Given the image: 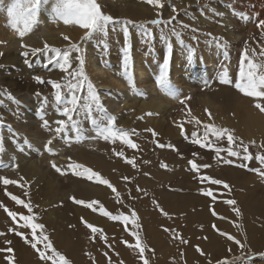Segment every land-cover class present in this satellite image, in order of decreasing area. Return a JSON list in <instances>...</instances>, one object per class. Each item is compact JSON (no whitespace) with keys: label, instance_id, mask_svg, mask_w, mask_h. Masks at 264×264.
I'll return each instance as SVG.
<instances>
[{"label":"rangeland","instance_id":"1","mask_svg":"<svg viewBox=\"0 0 264 264\" xmlns=\"http://www.w3.org/2000/svg\"><path fill=\"white\" fill-rule=\"evenodd\" d=\"M187 1H192L194 3L196 0ZM199 1V5L195 4L189 5L187 8H181V6L183 5L181 0H165V2L161 0L162 3L164 2V7L157 9L147 3H144V0H133L130 4L131 6H133L132 9H136L138 13L144 14L143 16L136 14V17H134V19L136 18L137 20L125 17V15L123 14L124 7L122 5H125V7L127 8L128 4L122 3L121 0H99L97 2L100 3L102 11L105 14H110L117 19L131 20L136 22L137 24L154 19H162L164 21H168L173 16L172 6H175L177 8V18L171 24H168L166 26L164 24H161L160 26H154L146 23V27L149 28L153 33V39L148 44L141 42V45L150 46L153 56L162 59V54L165 50V44L160 40V32L161 29L164 30V32L168 36L169 42L172 44L173 50V57L169 69L170 79L173 70L177 68L175 52L176 46L177 44H181L177 41L176 37L171 34V30L174 28L176 31L181 33V40L183 41L181 45L185 47L184 52L186 53L189 47L195 50V56L192 64L183 66L184 68H187L185 73L188 74L192 71L195 72V74L205 72V82L196 83V81L194 82V80L192 79L195 78L194 76L190 78L193 81V83L191 84L195 83V85L190 86L191 93L188 92L185 96H183L191 97L190 99L186 100V104L190 107L192 114L199 119L201 118V116H205L200 119L201 121L205 123H214L219 127L233 129L235 136L242 138L243 142L245 144H248L249 152L253 155V159L249 161L243 160L238 162V160H242L240 156L239 158L228 157L226 151L220 154V159H217L215 156L216 153L213 150L200 148L198 145L193 144L192 133L197 132L199 135H202L203 129L199 128L194 123L189 124L185 122L183 123L185 132L183 135L181 134L180 128H178L176 124L186 121L188 117L186 116L187 109H184V111H182L184 106L179 103V100L175 102L171 107H169V109L167 108L166 110H164L165 112H156V115L154 116H147L145 115V113H149V111H141L142 102H147L145 99L139 100L138 102L133 104V109L131 108L129 110L124 108L123 110L125 111L119 110L117 113H111L107 109L105 103L106 101L100 98L108 113L115 116V126L117 128H122L128 131H131L133 129L136 130L137 135H133L131 139L133 141L135 140L134 142L138 145V148L136 150L138 151L139 155L141 154V158L146 156L145 158L141 159L138 155L139 166L136 168L137 170H135L138 175V178L136 179V181H139V184L137 183L138 187L143 191H137L136 187H132L130 185L133 184L132 180L129 184L131 188L129 187V185H125L118 189L115 184H112L113 182H110L113 186H115L117 192H119L120 194V199L123 201L122 204L118 203L115 198V193H113L112 190L107 186L98 184L94 181H89L84 177H78L72 174L71 170L68 171L66 168H63L64 164L69 165V163L71 164L73 162L79 163L93 169L94 171L98 172L104 179H106V177L101 174V171H99L96 166L97 156L93 151V153L87 151L86 156L81 160H74L76 158H73L71 156L72 152H70V154L62 153V150L64 151V149L58 148V152H54L52 151V149L51 151H46L44 148V144L49 139L28 135L22 130V126L24 124L34 126L36 124H39V121H41L39 116L37 115V108L39 107V104L37 97L34 95L35 92L28 91V88L31 86V84L37 86V91L41 92L44 96H47L49 98L50 103L45 110H55L51 104V86L47 83L39 84L34 81L33 77L41 76L45 81L54 80L59 82L61 80V82L63 83L66 79V74L60 71L54 64H48L47 57L50 56L51 53H40L35 56L29 55V57L27 58L29 60V63L25 65V58L20 55L21 51H14L13 49H10L8 47L7 41L6 46L0 45V52L3 53V55L0 56V66H2L0 67L2 69H0V90H7V92H10L11 95L20 102V104L17 105L12 101L6 99L4 96H0V100L3 101V103H0V110H3L4 108V110L2 111L3 115H0V142H2L4 148V151L0 153V177L14 180L18 183L5 186L2 181H0V203L5 206L7 205L6 207L11 211H18L17 213H19L20 210H25L22 206L16 205L15 202L5 194V192L7 191L12 195L19 194L23 196V194H25L24 189L31 183V180H29L28 182L21 175H19L15 171V169H13V167H6L3 154L6 151L7 146H12L15 149L24 148L26 150L30 148L35 152L33 153L34 161L38 162V164L41 165V169L43 171L47 170L46 173H48V175L50 172L54 173L56 175V180L58 181L56 187L58 196L55 199H51L50 201H48L49 197H46L48 189L45 185H42V197L37 202L36 207H34L35 209L41 208L40 211L43 210L41 211V216L39 219H43V221L47 224V227L50 231L49 234H45L48 237L59 235L61 232L68 228V225L62 222L61 217L63 216L65 209L69 208L75 211H77L76 209H79L78 212H80V222L81 217H83L86 221L92 224V222L87 220L86 216H95L102 222L98 223L97 225L96 223L92 225L102 229L104 234L105 231L109 229H116L121 232L123 236L121 237V239L126 240L132 244L135 243L134 238L129 234V232L125 231V225L122 222L110 220L107 217L102 216L99 211L92 212L90 209H87L82 205L74 204L69 199V197H75L77 199H82L85 201L97 200L105 207L107 211L110 209L109 212L114 215H130V209L135 210L139 217L138 222L141 225L139 231L142 237V241L148 246L149 249L154 250L145 252V257L149 260V264H209V261H211V264H218V262L219 264H264V178L251 170L264 168V166H261L255 159V156L257 154H264V147H261V145L264 144V113H261L257 108L254 107V100L252 98L247 97V107L249 110L242 111L240 114V116L244 118L249 111L250 116L253 118L247 123L248 135L246 136L244 133L240 132V130L238 129V123L234 120V115L236 112V102L232 99V96L227 98L216 96V100L217 97H219V99H221V102H223L224 100L225 102H228L226 110H221L220 112H216V110H212L206 105L201 104L202 99H205L207 96L216 95L222 90L225 91L226 88H231L232 95L235 97H245L240 94L232 85L221 83L220 76L226 71L228 78L234 84L236 75L239 70L241 54L244 53L246 49L249 58L253 59L256 62H264V57L260 56L259 54L261 45H264V38L261 37V30L256 27L254 20H252L250 16H248L240 8L231 7V2H236L239 0ZM11 2L12 0H0V26L2 27L3 31L9 30L10 32H12L11 29L5 26L7 21L6 9ZM115 3L121 4V14L118 9V4ZM213 5H215L216 7ZM157 13H159L160 15L157 16ZM144 16L147 18H145ZM178 17L187 21H179L176 26L174 24ZM186 22L187 25L191 26V28L198 29V31L194 33L190 31V29H182L180 25L186 24ZM41 23L42 20L39 19V23L35 27V29ZM50 24V27L48 29L50 34L47 35L38 33L37 40L41 41L42 43L46 41L52 46L63 49L67 45V42L62 39L61 34L63 33L68 35L73 42H80V37L83 35V30L79 27L76 28L74 25H72L70 28H67L58 24V22H51ZM129 30L131 34V55L132 57H134V44L138 41H141V36L139 33L142 32V29L130 25ZM115 37L119 38L121 44H123V35H120L118 26L116 31H112L111 27H109L107 47H105L104 44L100 42L103 38L98 35L94 36L88 41H84L81 43V48L83 49V54L86 61L85 72L90 78L91 82L94 84L95 90L98 92V94L103 92H107V94H109L112 88L103 87L102 84H104L105 81L101 84L102 78L100 76L97 77L96 74L92 72L91 67L88 68L87 62L90 61V58L87 56L86 51L88 50V46L94 44L99 51L103 50V53L101 55H105L107 57L105 61L109 62V55L111 54L110 43ZM193 37H195V39H193ZM214 37L218 38L219 46L217 44V40L213 39ZM215 51L217 52V55L215 57L216 60L213 61L212 68L214 69H211L212 71L209 70L210 72H206L205 68L207 65L202 56L206 54L211 55ZM9 53H11V55L8 57L10 59V62H7L8 60H6V56ZM74 57L75 53H73V69H75L77 66V62L75 61ZM197 60H199V68L202 69V71L197 70ZM111 74L116 76H124L122 70L116 71V73ZM16 76L19 77V80H21L16 84L23 86L22 89H18L16 85L14 86V80ZM23 80L26 83H24ZM44 87H48L49 89H46ZM134 88L138 92L141 91L135 84ZM182 91L183 88L176 90L178 94H181ZM84 92L81 94H87L86 86ZM143 95L146 94L143 93ZM119 96L120 95H117L116 97L120 100L121 96ZM27 103H29V105L31 103H37V107L33 109L35 110L34 117L32 119H25L26 121H23V119L25 118H23V110L26 109L27 111L30 109ZM129 103L130 105H132L130 101L127 104ZM205 108L209 109L212 114L213 119L211 121L204 111ZM48 115L49 113H47V117L44 115V118L49 121V125L51 126H56L54 123L55 120L64 118L58 115L59 117L57 119L50 120ZM138 117H143V119H138ZM9 126L15 133H18V136H12L11 132L9 131ZM82 126L84 128V133L83 136L80 137L81 139L77 138V133L72 131L70 127L65 132L68 136L65 133H62L60 136H67L69 141H71L72 139L75 143V146H77L79 141L81 142V140L83 143H90L91 140L85 137L95 136V131L93 130V127H91L92 125L88 122H83ZM147 128H152L158 133L157 137L155 138L158 143L165 145L170 144L173 147H163V149L161 147H158L152 142L153 137L151 136V133L144 131ZM138 135L142 138L138 137ZM60 136L52 138L51 145H57L56 143L58 141V137ZM25 137L30 141V145L23 143V138ZM92 140L95 141V139ZM250 141H255V145L250 144ZM216 144L218 147L225 148L227 145V140L226 138H224L216 142ZM51 145L49 146L50 148ZM144 145L147 146L144 147ZM237 147H239V141L234 147V150L237 151ZM203 152L204 155L202 154ZM193 153H196L197 155L193 156ZM172 156H174V158ZM41 157L45 158L43 159ZM46 157L49 158L46 159ZM91 157L95 158L92 159ZM163 157L165 159H163ZM166 158H169V160H167ZM224 158L236 161L232 164H225L223 162ZM57 160L60 161V163H63V165L59 164ZM189 160L194 161L198 165L208 164L210 165V167L206 169L201 168L198 173L193 172L191 170V165H189L188 163ZM87 161L92 162L93 165H87ZM146 161H148V163H146ZM53 162L57 166H60L62 168L64 174L60 175V173L56 172L52 168L51 164ZM178 162H180L179 165ZM162 163L167 165V167L169 166V170L172 168L175 169L176 167V171L172 169V171L170 170V172L167 167H161ZM242 163L247 164L248 167H239L238 165ZM149 170H153L152 173H154V177H152V173H149ZM142 171V176L141 178H139V176L141 175L140 172ZM239 172L241 175L239 174ZM173 173H176L178 176ZM201 175L220 179L221 181L226 182L230 187L226 189L223 187V185H211L206 181L201 182V180L199 179ZM142 182L146 184L144 185V183ZM88 185H91L95 188L91 190L89 189ZM244 186L245 188H243ZM102 188L103 190L105 189L104 191L102 190L103 193L97 190ZM202 188L205 190H211L215 199L213 200L212 197L202 195L200 192ZM105 191L108 192L107 195L104 194ZM145 193H147V195H145ZM105 199L108 201H106ZM153 200L157 201L161 207L180 203V210H192L196 213L195 216H198L199 218V221L196 224L193 222V219L195 217L194 216L187 223L190 226H185L178 233L177 230H175L176 234H178L179 237H182L183 239L189 241L188 244H182L179 238H172V233L166 235H158L154 232V221L152 219L153 212L147 209L149 207L147 206V203L152 205ZM225 200H235L237 203L234 207H238L240 209L241 215L237 216L236 213L232 211L233 206L225 204ZM105 201L106 203H104ZM168 201L174 203L167 204ZM107 202H109L110 205H113L110 206L109 204H107ZM152 206L157 209L154 205ZM203 206L205 208H201ZM213 210L218 214L217 216L212 215ZM0 213L7 216V214L2 209L0 210ZM50 214H53V216H49ZM55 216L56 218H54ZM156 217L159 218V221L163 219L159 213H157ZM220 217H224V219H221ZM213 225L216 226L215 229L213 228ZM175 226H177V224ZM127 227L130 230H135L132 228L131 223H129ZM216 229H218L219 231H217ZM88 231L91 232L90 229H88ZM220 232L232 235L235 240L240 241V243L244 245V247L242 248L234 241L228 240L226 236H221L219 234ZM95 236L94 239L96 241L101 240L99 238V234H95ZM170 236L172 239L170 238ZM117 239V242L119 241V243H121L120 238L117 237ZM121 245L124 249L130 252L127 257L124 256V258H122L120 257V255L112 256L111 254L105 256V254L102 253L88 254L87 257H76L74 256L73 252H65L63 248L59 247L58 249H56L53 244L54 248L57 251H59L71 261V264H93V262H95V264H108L109 258H111L112 264H120L121 261H123V264H143L136 252L128 248L125 244L121 243ZM38 246L42 248V245ZM196 246H199V248L205 253V255H200V253L196 251ZM34 255L35 256L31 258L14 257V264H44V262L38 258V254ZM2 261L4 263H2ZM0 264H7V261L4 260V257H0Z\"/></svg>","mask_w":264,"mask_h":264},{"label":"snow or ice","instance_id":"2","mask_svg":"<svg viewBox=\"0 0 264 264\" xmlns=\"http://www.w3.org/2000/svg\"><path fill=\"white\" fill-rule=\"evenodd\" d=\"M144 3H147L157 9L164 7L161 0H144ZM47 5H50V8H48L47 11L49 12L53 20L62 21L65 25H75L83 30V35L80 37V42H73L68 35L63 33L61 34L62 39L67 42L66 47H64L63 49L52 46L46 41L43 43L42 48L31 47L30 45L23 42L24 37L33 32L35 27L38 25L39 16L41 15L44 7ZM172 12L174 13V15L168 21H164L162 19H154L137 24L136 22L131 20L117 19L110 14H105L102 11V7L97 2V0H12V2L6 9L7 21L5 26L11 29L16 37L20 40V48L23 49L20 55L25 58V65L29 63V60L27 59L29 55L35 56L40 53H51V55L47 57L48 64H54L60 71L66 74V79L63 83L54 80L45 81L41 76L33 77L35 82L39 84L47 83L51 86V104L54 107L56 113L59 116L64 117L63 119H57L54 121L56 125L54 128L50 127L49 121L44 118V111L50 103L49 98L47 96H44L41 92L37 91L34 93V95L38 99L39 107L37 108V115L42 121L41 127L45 130L54 132L56 136H60L62 133H65L70 127L72 131L77 133V138L79 139L83 136L84 133V128L82 126L83 122H88L93 126L95 136L85 138H102L105 141H110L112 143L119 141L121 144L126 145L128 148L137 149L138 145L131 139L133 135H137L136 130L133 129L131 131H128L122 128H117L115 126V116L108 113L107 109L104 107L100 100L98 92L95 90L94 84L86 74V61L83 54V49L81 48V43L84 41H88L94 36L98 35L103 38L100 42L103 43L105 47H107L109 27H111L112 31H116L118 26L119 31L123 35V44L121 48L122 71L129 87L134 88L132 73L133 57L131 55V34L129 26L132 25L136 28L142 29V32L139 33L141 36V42L148 44L153 39V33L149 28L146 27V23L154 26H160L161 24H164L166 26L168 24H171L177 18L175 14L178 13V10L175 6H172ZM159 15L160 14L157 13V16ZM180 27L182 29L190 28V26L187 24H181ZM256 27L261 30V37L264 38V20H258L256 22ZM190 31L195 33L196 31H198V29L190 28ZM171 34L176 37L179 43H183V41L181 40L180 32L176 31L173 28L171 30ZM193 39H195V37H193ZM213 39L217 40V44L219 46L218 38L214 37ZM160 40L164 42L165 50L162 54V59L157 62L158 74L155 76V83L156 86L166 94H171L173 95V98H177L169 79V69L173 57L172 44L169 42L168 36L163 29H161L160 32ZM0 45L6 46L7 41L0 40ZM73 53H75L74 59L77 62V66L75 69H73L72 64ZM259 54L260 56L264 57V45H261ZM2 55L3 53L0 52V56ZM194 56L195 50L189 47L185 54V63L191 65ZM220 82L230 84L243 96L252 98L254 100V107L257 108L261 113H264V62H256L253 59L249 58L247 55V49L244 53L241 54L239 70L236 75L234 84L228 78L226 71L221 74ZM85 86L87 94L82 95L81 93L85 91ZM137 94L143 95V92H137ZM0 96H4L6 99L12 101L17 105L20 104V102L16 100V98L12 96L10 92H7V90H0ZM190 98L191 97H183L179 99V103L184 106L182 111H184V109H187L186 116L188 117L186 121L176 124V126L180 128L182 135L185 132L183 123H194L196 126L203 129V133L202 135H199L197 132H193L192 143L198 145L200 148L213 150L216 153L217 159H220V154L225 151L227 152L228 157H239L241 153L234 150V146L237 145L238 141L239 147L243 151L242 159L244 161L253 159V155L249 152L248 144H245L242 138L236 137L233 129L219 127L214 123H205L198 117L193 115L190 107L186 104V100ZM0 103H3V101L0 100ZM204 111L211 121L213 117L210 110L205 108ZM145 115L151 116L156 114L145 113ZM138 119H143V117H138ZM9 131L11 132L13 137L18 136V133H15L10 126ZM144 131L151 133V136L153 137L152 142L158 147H173L170 144L165 145L158 143V141L155 139L158 133L154 129L147 128ZM224 138H226L227 140V149L218 147L216 144V142ZM23 143L30 145V141L26 137L23 138ZM249 143L255 145L256 142L250 141ZM51 144L52 139H49L44 144V148L46 151H51V148L49 147ZM261 147H264V144H262ZM3 151L4 148L2 142H0V153H2ZM114 154L124 159V161L127 164L131 165L133 168H136L137 165L135 162V158L125 157L123 151L114 152ZM196 155V153H193V156ZM255 159L261 166H264V154H257L255 156ZM223 162L225 164L233 163L231 159L227 158H224ZM188 163L189 165H191V170L197 173L201 168L206 169L210 167V165L208 164L198 165L192 160H189ZM51 166L58 173L64 174L63 170L54 162L51 164ZM238 166L244 168L248 167V165L244 163ZM13 167H17V165H13ZM161 167L166 168L167 165L162 163ZM68 168L72 171V174L78 177H84L89 181H94L98 184L107 186L112 190L113 193H115L117 202L121 204L123 203L116 188L109 182V180L104 179L98 172L75 162L69 164ZM251 170L264 178V168ZM123 179L127 181L128 177L125 176L123 177ZM199 179L201 180V182L206 181L211 185H223V187L226 189L230 187L226 182L209 176L201 175ZM0 181H2L5 186L18 183L17 181L10 180L4 177H0ZM137 191L143 190L137 187ZM200 192L204 196L212 197L213 200L215 199L211 190H205L202 188ZM5 194L9 196V198L14 201L16 205L22 206L27 210V214L17 213L16 211L9 210L5 205L0 203V208H2L7 216L11 218L12 224L15 225V227H9L8 231L18 236L24 244L30 245V247L37 252L38 258L43 261L44 264H49V262L50 264H71V261L69 259H67L63 254H61L54 248L51 240L45 234V226L43 224L34 222L36 217L33 213V206L31 202H26L25 200L12 195L11 193H8L7 191L5 192ZM25 195H27V192H25ZM145 195H147V193H145ZM69 199L74 204L82 205L83 207L90 209L92 212L99 211L102 216H105L110 220L122 222L125 225V231L129 232V234L134 238L135 243L132 244L123 239H121L120 242L136 252L143 264H149V260L145 257V252L154 250L149 249L148 246L142 241V237L139 231L141 225L138 222L139 217L135 210L130 209V215H114L111 212L107 211L105 207L97 200L85 201L82 199H77L75 197H69ZM224 203L229 206H233L232 211L235 212L237 216L241 215L240 209L238 207H234L237 203L235 200H225ZM153 204L162 215L169 216V214L164 211V209L159 205L157 201L153 200ZM212 215L217 216L218 214L213 210ZM220 218L224 219V217ZM81 223L86 228L91 230L93 236H95V234H99V238L107 242V236L104 234L102 229L93 226L83 217H81ZM129 223H131L132 228L135 230L128 229L127 225ZM70 227H72V225H70ZM213 228L215 229L216 226L213 225ZM38 230H40L39 233ZM216 230L219 231L218 229ZM163 231L165 233L171 232L173 238H179L182 244L189 243L188 240L179 237L174 229L163 227ZM219 234L221 236H226L228 240L234 241L236 244L240 245V247H244V245H242L240 241L235 240L232 235L224 232H220ZM3 235L4 233L0 232V236ZM91 238L93 237H90V239ZM5 243L11 245L12 242L9 240L5 241ZM38 245H42V248L38 247ZM0 251L9 253V255H5L4 257L5 261H7V264H14L13 248L7 247L6 249H0ZM196 251L200 253V255H205V253L199 248V246H196ZM107 255L108 253H105V256ZM93 264H95V262H93ZM108 264H112L111 258H109ZM120 264H123V261H121ZM209 264H211V261H209Z\"/></svg>","mask_w":264,"mask_h":264},{"label":"bare ground","instance_id":"3","mask_svg":"<svg viewBox=\"0 0 264 264\" xmlns=\"http://www.w3.org/2000/svg\"><path fill=\"white\" fill-rule=\"evenodd\" d=\"M97 1H99V0H97ZM121 1H122V3L128 4L127 8L125 7V5H122L124 7L123 14L125 15V17H127L129 19H134V17H136V14H138L140 16L144 15V14L138 13L136 11V9H132L133 6H131L130 4L133 0H121ZM162 1L165 2V0H162ZM181 2L183 3L181 8H187L189 5H195V4L199 5V3H200L199 0H196L194 3L192 1H187V0H181ZM115 4H118V3H115ZM215 5H216V3H215ZM215 5H213V6H215ZM230 5L232 8H240L241 10H243L248 16H250L252 18V20H254L255 24L258 20H264V0H239L236 2H231ZM48 8H50V5L45 6L44 9L42 10L41 15L39 16V19L42 20V23L36 29H34L33 32H31L30 34H28L24 37L23 42L25 44H28L31 47H39V48L43 47V43L41 41L37 40V37H38L37 34L40 33V34L49 35L50 32L48 31V29L51 25L50 24L51 22H58V24H60L61 26L67 27V28H70L72 26V25H65L62 21H59V20H53L52 17L50 16L49 12L47 11ZM198 8H199V6H198ZM118 9H119V12L121 14L122 13L121 4H118ZM178 9H180V8H178ZM123 14H122V16H123ZM172 15H174L173 12H172ZM145 18H147V17H145ZM179 21L185 22L187 20L180 19L178 17V19L176 20L174 25L177 26V23H179ZM193 22H195V21H193ZM186 24H187V22H186ZM75 27L78 28L77 26H75ZM190 28H191V26H190ZM217 32H218V30H217ZM119 33L122 36V33L120 31H119ZM131 33H132V31H131ZM0 40L8 41V47L10 49H13L14 51H23V49L20 48V40L16 37V35L13 32H10L9 30L3 31L1 26H0ZM110 45H111V48H110L111 54L109 55V57H110L109 62L105 61V59L107 58L105 55H101L103 53V50L99 51L96 48V45H94V44H91L90 46H88V50L86 51V53H87V56L90 58V61L87 62L88 68L91 67L92 72H94L97 77L100 76L102 78L101 84L105 81L104 84H102L103 87H111L112 88L111 91L109 92V94H107V92H103V93L99 94V97L101 99H103L104 101H106L105 103H106L107 109L111 113H117L119 110H123L124 108L129 109V110L131 108L133 109V107H132L133 104H135L139 100H143V99H145L147 102H145V101L142 102L141 111L143 110V112L149 111V113H152V112L161 113V111H164L167 108L169 109V107H171L180 98L185 96L188 92L191 93L190 86L195 85V83L191 84V83H193V81L190 78H192L194 76L195 78H192V79L194 80V82L196 81V83L205 82V79H204L205 72L195 74V72L192 71V72H189L188 74L185 73V71L187 69V68L183 67V66L187 65V63H185V54H186L184 52L185 47L181 44L180 45L177 44L176 50H175L177 68L173 70V73L170 76V82H171V85H172L174 92L176 93L177 98H173V95H171V94H166L164 91L159 89L155 83V76L158 74V63L157 62L161 59L159 57L153 56V53H152L150 46H147V45L142 46L141 41H138L134 44V48H133V52H134L133 69H132L133 80H134V84L137 86V88H139L143 93L146 94V95H139V94H137L138 91L135 88L129 87L127 80L124 78V76H119V75L116 76V75L111 74V73H116V71L122 70V66H121L122 44H121L119 38L115 37L112 39ZM214 49H215V46H214ZM10 55H11V53L7 54V56H6V60H8L7 62H10V59L8 58ZM216 55H217V52L215 51L211 55L206 54V55L202 56L206 65H207L205 68L206 72L207 71L210 72V71H212L211 69H214L212 67H213V61L216 60L215 59ZM198 61L199 60H197V62H196L197 70L202 71V69L199 68V62ZM16 77L14 80V86L16 85V87L18 89H22L23 86L16 84V83H19V81H21V80H19V77H17V78ZM23 82H24V80H23ZM59 82H61V80ZM24 83H26V82H24ZM44 88L49 89L48 87H44ZM180 88H183V91L181 94H178V92H176V90L180 89ZM28 91L36 92L37 86L31 84V86L28 88ZM141 91H139V92H141ZM117 95L121 96L120 100L116 97ZM216 96H220L222 98H227V97L232 96V99L236 102V112L234 115V120H235V122L238 123V129L240 130V132L244 133L247 136L248 135L247 123L249 121H251L253 118L250 116L249 111L245 115L244 118L242 116H240V114L242 111L249 110L247 107V99L248 98L247 97H235L232 95L231 88H226L225 91L222 90L220 93H217L216 95L207 96L205 99H202L201 104L206 105L207 107L211 108L212 110H216V112H220L221 110H226V108L228 106V102H225V100L223 102H221V99H219V97H217V100H216ZM129 101L132 103V105H130V103L127 104ZM31 102H34V101H31ZM27 105L29 106L30 109L27 111H26V109L23 110V118L25 117L23 119V121H26L25 119H28V120L32 119L34 117V113H35V110H33V109H35L37 107V103H31L30 105H29V103H27ZM3 110H4V108H3ZM3 110H0V115H3V112H2ZM123 111H125V110H123ZM47 113H49L48 117L50 118V120L51 119H57L59 117L55 110H45L44 115L46 117H47ZM203 117H205V116H201V118H203ZM121 120H122V117H121ZM148 121H150V120H148ZM39 122H40L39 124H36L34 126L24 124L22 126V130L28 135L38 136V137L45 138V139H52V138L56 137L54 132L43 129L41 127L42 122L41 121H39ZM149 123H151V122H149ZM50 127L54 128L55 126L50 125ZM91 127H93V126H91ZM67 136L63 135L62 137L61 136L58 137V141L56 143L57 145H55V144L51 145L52 151L58 152V148H60V149H64V151L62 150V153H65V154L69 153L70 154V152H72L71 156L73 158L74 157L76 158L74 160H81L86 156L87 151H90V153L93 151L97 156V159H96L97 165L96 166H97L98 170L101 171V174L104 177H106V179L109 180V182H113L112 184H115V186L119 189L125 185H129L130 181L132 180L133 184H130V185L132 187L134 186V188L138 187L139 181L138 180L136 181V179L138 178V175H137V172L135 170H137L136 168L139 166V161H138L139 153L136 149L128 148L126 145L121 144L119 141L112 143L110 141H105L102 138H97V139H95V141L90 139L91 141H93V142L90 141V143H86V142L83 143L81 140V142L79 141L78 145L75 146L74 141L72 139H71V141H69ZM138 137H141V136L138 135ZM69 138H70V136H69ZM133 139H134V137H133ZM142 142H143V140H142ZM147 145H149V144H147ZM146 146L144 145V147H146ZM227 148H228V144L226 145L225 149H227ZM119 151H123L125 157H127V158H135V162L137 165L136 168H133L131 165L127 164L124 161V159H122L121 157L114 154V152H119ZM162 151H164V150H162ZM237 151H239L241 153L240 157L242 158L243 151L241 150V148L237 147ZM204 152L202 153L203 155H204ZM33 153H35L34 150H32L30 148H28L26 150L24 148L15 149L12 146H7L6 151L3 154V158L5 161L6 167H13V165H17V167H13V169H15V171L19 175H21L24 179H26L28 182H29V180H31V183L24 189V192H27V195H25V194H23V196H21L19 194H16V195H17V197L25 200L26 202H28V201L31 202V204L33 206V213L35 214V217H36L34 222L39 223V224H43L44 226H46L44 228V231H45V233L49 234L50 230L47 227V224L43 221V219H39L41 216V211H43V210L40 211L41 208L35 209L34 207H36L37 202L42 197V195H41L42 194V192H41L42 185H45L48 189V192L46 194V197H49L48 201H50L51 199L53 200L58 196V191L56 188L58 181L56 180V177H55L56 175L54 173L50 172L48 175V173H46L47 170L43 171L41 169V165L38 164V162L34 161ZM143 153H144V151H143ZM145 157H143V158H145ZM154 157H155V154H154ZM172 157L174 158V156H172ZM41 158L44 159L45 157H41ZM47 158H49V157H46V159ZM93 158H95V157H93ZM140 158H141V156H140ZM143 158H141V159H143ZM204 158H206V157H204ZM65 159H66V156H65ZM155 159H157V158H155ZM163 159H165V158L163 157ZM166 159L169 160V158H166ZM201 159H203V158H201ZM61 161H62V159H61ZM235 161H233V162H235ZM239 161H243V159L238 160V162ZM87 162H88V163H86L87 165H89V166L93 165L92 162H90V161H87ZM58 163L63 165V163H60V161H58ZM147 163H148V161H147ZM179 163L180 162H178V165H179ZM58 167H60V166H58ZM63 168H66L68 171L70 170L68 168V165H65V164L63 165ZM167 168L169 170V166ZM172 169H170V170L172 171ZM175 169H176V167H175ZM175 169H173V170L176 171ZM177 169H179V168H177ZM152 171L153 170H151L149 173H152ZM232 171H234V170H232ZM140 173H141V175L139 176V178H141L143 171ZM176 173H173V174H176ZM152 174H153V176H152ZM152 174H151V176L154 177V173H152ZM239 174H240V172H239ZM239 174H238V177H239ZM60 175H61V173H60ZM125 176L128 177L127 181H125L123 179V177H125ZM234 176H236V175H234ZM238 177H235V178H238ZM15 180H17V179H15ZM139 180H141V179H139ZM244 180H243V182H244ZM240 182H242V181H240ZM142 183H144V182H142ZM145 184L146 183H144V185ZM9 185H12V184H9ZM130 185H129V187H130ZM88 187L91 190H93L95 188L91 185H88ZM243 188H245V186ZM97 190H99L103 193V191L105 189L103 190V188H102V189H97ZM104 194L107 195L108 192L105 191ZM77 196H79V195H77ZM80 196H81V194H80ZM124 197H126V196H124ZM106 201H108V200H106ZM106 201L104 203H106ZM173 203L174 202L168 201L167 204H173ZM107 204H109V202H107ZM111 205H113V204H111ZM152 205H154V204H152ZM152 205L147 203V206H149L147 209L149 211L153 212L152 213V219L154 221V232L158 235H166V234L171 233V232L165 233L163 231V227H168L170 229L172 228L174 230H177V233L180 232L185 226H190L187 223L196 214L192 210H183V211H189V212H183L182 210H180L181 204L177 203L174 205H168V206L162 207L164 209V211H166L169 214V216H164L160 213V211L158 209H155ZM142 206H144V205H142ZM172 208H173V211H172ZM201 208H205V207L203 206ZM1 209L2 208H0V210ZM114 209H115V207H114ZM76 210L77 211H75L73 209L71 210L69 208H66L64 211V214L61 218H62V222H64L65 224L68 225V228L65 229L63 232H61L59 235L49 237L51 239V242H53L56 249H58V247L63 248V250L65 252H73L74 256H76V257H87L88 254H94V253H96V254L97 253L98 254L99 253H102V254L108 253L109 255L111 254L112 256L113 255H120V257L124 258V256L127 257V255L130 254L129 251H127L126 249H124L122 247V245H121V243H119V241L117 242V240H118L117 237H119L120 240H121V237H123L119 230L109 229V230L105 231V235L107 236V242H105L103 240L96 241L94 239L93 234L90 231H88V229H86L85 226L82 225L81 222L79 221L80 220L79 219L80 218L79 217L80 212H78L79 209H76ZM124 210H125V208H124ZM144 211H145V209H144ZM19 213L27 214V210L26 209L20 210ZM45 213H46V211H45ZM157 213H159L161 215V217L163 218L161 221H159V218L156 217ZM51 215L53 216V214H50L49 216H51ZM43 217H45V216H43ZM86 217H87V220L92 222V224L96 223V225H97L98 223L102 222L99 218H97L95 216L87 215ZM54 218H56V216ZM45 221H48V220H45ZM198 221H199L198 216H195L193 219V222L196 224ZM176 224H177V226H175ZM70 225H72V227H70ZM9 227H15V225L12 224V221L10 218H8L4 214L0 213V232L4 233L3 236H0V249H6L7 247L13 248L15 258L16 257H29V258H31V257L35 256L34 254H37V252L35 250H33L30 247V245L24 244L23 241L18 236H16L14 233L9 232L8 231ZM39 231L40 230H38V233H39ZM29 232H30V230H29ZM90 237H93V238L90 239ZM153 237H155V236H153ZM166 238H167V236H166ZM170 238H171V236H170ZM9 240L12 242L11 245H8L5 243V241H9ZM5 255H9V253L4 252V251H0V257L1 258L5 257ZM27 259H24V260H27ZM2 263H4V262L2 261Z\"/></svg>","mask_w":264,"mask_h":264}]
</instances>
